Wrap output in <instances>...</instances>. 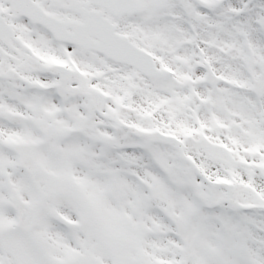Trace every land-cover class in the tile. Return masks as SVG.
Listing matches in <instances>:
<instances>
[{"label": "snow or ice", "instance_id": "6c2138e0", "mask_svg": "<svg viewBox=\"0 0 264 264\" xmlns=\"http://www.w3.org/2000/svg\"><path fill=\"white\" fill-rule=\"evenodd\" d=\"M0 264H264V0H0Z\"/></svg>", "mask_w": 264, "mask_h": 264}]
</instances>
